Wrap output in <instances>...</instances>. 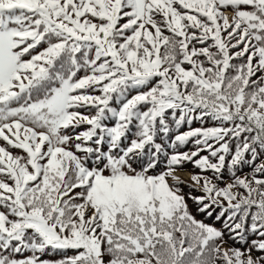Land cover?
Here are the masks:
<instances>
[{
	"label": "snow or ice",
	"instance_id": "snow-or-ice-1",
	"mask_svg": "<svg viewBox=\"0 0 264 264\" xmlns=\"http://www.w3.org/2000/svg\"><path fill=\"white\" fill-rule=\"evenodd\" d=\"M0 264H264V0H0Z\"/></svg>",
	"mask_w": 264,
	"mask_h": 264
},
{
	"label": "trees",
	"instance_id": "trees-1",
	"mask_svg": "<svg viewBox=\"0 0 264 264\" xmlns=\"http://www.w3.org/2000/svg\"><path fill=\"white\" fill-rule=\"evenodd\" d=\"M194 126H200V125L197 123V124H195ZM184 130H186V129H184ZM189 147H191V145H189ZM182 150H188V149L185 148V149H182ZM186 170H190L191 172H193V171H198L197 169H194L193 166H192L191 164L186 165ZM250 171H251V169L248 168V167L246 166V167H244V169H243V173H238V174H246V173H249ZM225 181H226V182H230V181L228 180L227 175L225 176ZM187 190H188V189L186 188L185 191H187ZM194 194H198V193H194ZM189 203H190V205H191L192 208H193V212H195V205H192L191 201H189ZM198 218L203 219L204 217H203V216H198ZM207 222H211V221H207ZM216 226H217V227H220L221 225H220L219 223H217ZM226 238H227V237H226ZM229 243H231V242H229ZM236 246H239V245H236Z\"/></svg>",
	"mask_w": 264,
	"mask_h": 264
},
{
	"label": "rangeland",
	"instance_id": "rangeland-1",
	"mask_svg": "<svg viewBox=\"0 0 264 264\" xmlns=\"http://www.w3.org/2000/svg\"><path fill=\"white\" fill-rule=\"evenodd\" d=\"M192 173L190 170H185V171H181L179 174L185 178H187V176Z\"/></svg>",
	"mask_w": 264,
	"mask_h": 264
}]
</instances>
